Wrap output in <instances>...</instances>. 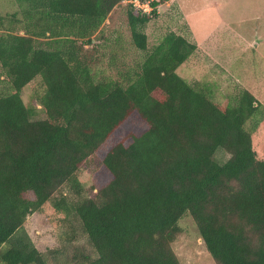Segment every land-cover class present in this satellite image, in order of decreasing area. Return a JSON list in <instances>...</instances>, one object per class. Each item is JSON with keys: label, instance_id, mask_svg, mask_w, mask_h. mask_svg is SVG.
<instances>
[{"label": "trees", "instance_id": "trees-1", "mask_svg": "<svg viewBox=\"0 0 264 264\" xmlns=\"http://www.w3.org/2000/svg\"><path fill=\"white\" fill-rule=\"evenodd\" d=\"M16 1L0 16V264L53 263L57 251L41 253L24 227L49 202L79 222L96 253L84 264H181L172 245L188 216L217 264H264V105L246 89L221 104L179 76L198 50L183 34L149 49L146 27L170 0H139L149 13L128 3L144 55L117 77L86 48L102 42L106 70L117 67L124 47L106 21L127 0ZM36 79L43 92L27 106Z\"/></svg>", "mask_w": 264, "mask_h": 264}, {"label": "rangeland", "instance_id": "rangeland-1", "mask_svg": "<svg viewBox=\"0 0 264 264\" xmlns=\"http://www.w3.org/2000/svg\"><path fill=\"white\" fill-rule=\"evenodd\" d=\"M238 5L236 3L232 9L225 7L224 12L221 11L220 14L214 12L213 15L211 14L214 18L211 19V23L206 21L202 23L200 20L206 13L200 5V0L188 1V18L183 16L184 12L179 9L178 3L162 4L157 7L159 15L154 17L146 27L148 47L149 49L155 47L168 31L183 34L196 45L199 43L201 35L204 36V33L212 31L215 41L210 47L211 55L206 52L207 50L198 48L194 55L178 68V75L191 84L201 83L204 85L214 101L221 104L232 102L240 90L246 89L264 105V41L258 40V46L256 44L248 45L249 43L231 36L224 28V26L231 25L235 31L242 32L243 28L250 27L247 22L239 25L234 24L237 21L240 23L241 15H245L246 20L249 16L248 10L237 9ZM128 6V3H122L106 21L110 42L120 38L124 47L118 53L117 67L111 71L106 70L110 50L102 42H97L103 45L102 47L86 48V54L93 57L91 62L95 69L102 70L104 73L106 72V75L112 77H117L118 71H122L124 74L131 71L144 55L131 45L127 20ZM18 11L19 4L16 0H0V16ZM228 17L232 20L227 21ZM226 22L228 26H226ZM192 24L196 32L191 28ZM40 43L45 47L44 42ZM42 92V81L36 79L22 92L25 104L27 106L35 105L33 100L35 95H41ZM43 117V113H40L37 119ZM229 158L230 156L225 151L220 150L216 153V160L220 163ZM92 168L93 163L89 161L81 168L79 174V178L87 190L93 185ZM24 227L33 244L41 253L48 254L53 250L57 251L52 264H84L86 260L96 257L93 247L81 233L79 222L73 218L67 222L55 216L51 202L47 203L40 212L31 215ZM179 227L181 233L172 248L181 264H217L207 251L191 217L182 219L179 222ZM73 232H76L78 239L70 242L65 240V237Z\"/></svg>", "mask_w": 264, "mask_h": 264}, {"label": "crops", "instance_id": "crops-1", "mask_svg": "<svg viewBox=\"0 0 264 264\" xmlns=\"http://www.w3.org/2000/svg\"><path fill=\"white\" fill-rule=\"evenodd\" d=\"M188 1L170 0L168 2L178 3L179 9L184 12L183 16L185 18L186 17L188 18V13H189V11L187 10ZM236 3L239 4L237 9H244V10L247 9L249 12V16L248 19L246 20L245 15H241L240 23L237 21V23L234 24L239 25V24H244V22H247L250 25V27H248V29L243 28L242 32H237L231 28V25L228 26L226 22V26H228L229 28L224 26L225 30L236 39L247 42V44L249 43L248 45L256 44L258 46L259 45L257 43L258 40L264 41V0H200V5L206 13L205 15L202 16L200 22L204 23L206 21L211 23V19H214L212 17L214 12L220 14L221 11L224 12L225 7H227V9H232V7ZM230 20L232 19L228 17L227 21ZM253 23L254 25H252ZM191 28L193 29V31L196 32V29L193 24ZM212 33H213L212 31L211 32L208 31L204 33V36L201 35V37H199V43H197L198 48L204 49V51L207 50L206 52H208L209 55H211L212 52L210 47L212 43L215 41V39L212 37Z\"/></svg>", "mask_w": 264, "mask_h": 264}, {"label": "built area", "instance_id": "built-area-1", "mask_svg": "<svg viewBox=\"0 0 264 264\" xmlns=\"http://www.w3.org/2000/svg\"><path fill=\"white\" fill-rule=\"evenodd\" d=\"M126 3H129V4H133V6L136 8V9H140V10H143L144 12H151L152 11V8L150 7L149 4H143L141 3L139 0H127L125 1Z\"/></svg>", "mask_w": 264, "mask_h": 264}]
</instances>
